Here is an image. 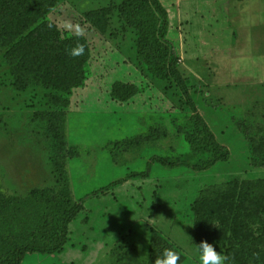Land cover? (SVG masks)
<instances>
[{
    "label": "rangeland",
    "instance_id": "obj_1",
    "mask_svg": "<svg viewBox=\"0 0 264 264\" xmlns=\"http://www.w3.org/2000/svg\"><path fill=\"white\" fill-rule=\"evenodd\" d=\"M158 1L165 9L161 30L178 55L179 76L166 80L140 55L150 30L132 25L124 0H56L44 18L62 36L86 37L91 50L82 84L64 107L52 100L60 73L24 56L15 65L24 63L27 73L12 75L0 40V213L7 196L32 190L62 191L80 207L60 250L25 251L19 264H155L152 240L183 255L182 264H198L194 244L201 241L219 253L242 251L239 264H259L244 252L257 254L264 241L248 244L258 224L242 208V192L264 197V27L247 41V26H236L249 0ZM22 80L26 88L16 90ZM117 81L132 83L137 93L113 99ZM196 113L229 150L210 167L217 152L205 133L191 131ZM195 140L207 147L202 161L190 159ZM147 168V177L136 175ZM0 223H12L11 231L23 227L12 214L0 215ZM19 228L11 234L15 245H3L1 254L10 257L30 242L17 237Z\"/></svg>",
    "mask_w": 264,
    "mask_h": 264
},
{
    "label": "trees",
    "instance_id": "obj_2",
    "mask_svg": "<svg viewBox=\"0 0 264 264\" xmlns=\"http://www.w3.org/2000/svg\"><path fill=\"white\" fill-rule=\"evenodd\" d=\"M55 5L56 0H0V40L5 41L4 47H6V52L4 58L12 65L10 69L12 75H24L27 73L23 70L24 68L26 70L28 68L24 63L15 65V60L24 56L32 57L36 61L41 59V65L51 74L60 73L61 80L56 81L59 83L60 87H54L52 91V100H56L58 104H62L64 107L69 104L68 95L71 94L73 87L82 84V80L86 75L85 66L90 58L91 50L86 37L80 35L62 36L61 31L55 23L44 18L45 13ZM122 13L125 14L126 17L131 16L134 19L133 26H144L140 23L143 22L146 28L150 30L146 37L147 41L139 47V52L140 55L143 56V59H147L146 63H148L149 68L153 71L155 76H160L158 78L164 80L169 79L173 75L179 76L177 68L178 55L175 53V45L165 37L161 30L165 26L163 19L165 16V9L162 4L158 0H124ZM87 17L92 18L93 12L88 13ZM131 17L127 18L129 19ZM160 18H162L161 21ZM16 37H19V39L14 41ZM81 44L84 45V53L77 56L70 55V51ZM23 66L24 68H22ZM26 86V82H18L15 85V89L24 90ZM137 91L138 88L132 83L117 81L113 83L110 95L115 100L127 101L132 98ZM195 118L194 128L191 131L200 133V135L205 133L209 141H212V146L217 152V155L212 158L207 166L210 167L216 162L226 159L229 155V150L216 141L209 126L198 113H196ZM200 125L201 128L196 132V128ZM206 148L207 147H204L200 142L197 143L195 140L190 159L202 161ZM188 164L189 163L184 162L185 166L190 167L191 165ZM150 166L151 163L148 164V167ZM207 166H198L195 167V169L201 170L205 169ZM148 172L149 168L136 175L145 178ZM64 178L65 182L68 181V176L66 174ZM66 186L67 185L64 184L62 187L66 188ZM258 188V190L262 189V185ZM57 193L59 192L48 189L40 191L32 190L31 194L27 197L7 196L3 205L5 209L1 211L0 215L4 214L8 216L10 214L11 216L12 214L15 222L23 226L22 229L17 227L19 228L17 237L19 236L23 243L28 240H30V242L21 245V247H16V249L13 250V255H10V257L4 253L1 254L0 251V264H12V259H15L14 264H19L20 258L25 251L52 253L62 248L68 234V224L80 211V207L73 205L70 198H65L62 191L59 193V195H61L58 202V200H55L56 195H58ZM263 198L261 199L255 190L249 188L242 192V203L244 205L241 207L244 210L249 207L247 214L250 215L254 223L258 224L257 231L259 234H249L248 244H250V240L252 239L258 241L259 237L264 241ZM31 201L34 204L30 209L29 202ZM202 201L203 197L197 199L195 211L201 209L199 205ZM47 203L50 204L45 206L44 204ZM11 224L12 223H5V225H2L0 223V248L4 245L9 249L17 242L11 234L18 229L14 228L11 231ZM29 226L30 229L27 230ZM9 230L11 232L7 235ZM218 246L221 249L224 248L223 246ZM158 251L162 256L164 248L162 249L161 246L157 248V242L152 240L149 253L150 260L155 261L159 255L157 253ZM244 252L248 258L256 257L254 262L264 264V250L256 254V252L250 250L249 247L245 249ZM221 253L229 258L226 264H239L241 262L240 259L246 258L242 251L234 247L223 249ZM179 257L177 263L182 264L183 261H185V257L180 254Z\"/></svg>",
    "mask_w": 264,
    "mask_h": 264
},
{
    "label": "clouds",
    "instance_id": "obj_3",
    "mask_svg": "<svg viewBox=\"0 0 264 264\" xmlns=\"http://www.w3.org/2000/svg\"><path fill=\"white\" fill-rule=\"evenodd\" d=\"M84 53V45H78L70 51V55L77 56ZM194 250L197 254L198 264H226L228 257L217 252L212 244L201 241L198 245L194 244ZM179 254L171 249H165L162 258H157L155 264H176Z\"/></svg>",
    "mask_w": 264,
    "mask_h": 264
},
{
    "label": "crops",
    "instance_id": "obj_4",
    "mask_svg": "<svg viewBox=\"0 0 264 264\" xmlns=\"http://www.w3.org/2000/svg\"><path fill=\"white\" fill-rule=\"evenodd\" d=\"M249 1H251V2H249ZM249 1L247 2L248 9L245 8L246 9L245 10L246 16L243 17V18H245L243 21V24H241L240 21L238 22V24H236V26L237 25L238 26L242 25V27H244L243 25L247 26L246 34L252 35V37L246 38L247 41L250 40V38L257 37L258 31L260 30L259 28L264 27L263 15L261 14L262 4L260 3V0H255V2H254V0L253 1L249 0ZM252 50H253V47H251L249 51L252 52ZM248 55L251 57V55H253V54L249 53ZM250 57H249V59L248 58L247 59L251 62ZM250 62H247V64H249Z\"/></svg>",
    "mask_w": 264,
    "mask_h": 264
}]
</instances>
